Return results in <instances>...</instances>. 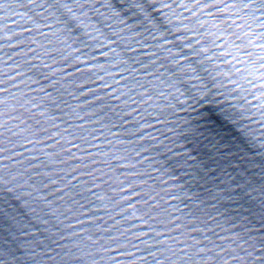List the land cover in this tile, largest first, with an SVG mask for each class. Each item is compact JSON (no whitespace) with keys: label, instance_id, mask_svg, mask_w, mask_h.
Returning <instances> with one entry per match:
<instances>
[{"label":"snow or ice","instance_id":"snow-or-ice-1","mask_svg":"<svg viewBox=\"0 0 264 264\" xmlns=\"http://www.w3.org/2000/svg\"><path fill=\"white\" fill-rule=\"evenodd\" d=\"M0 30V264H264V0H0Z\"/></svg>","mask_w":264,"mask_h":264}]
</instances>
